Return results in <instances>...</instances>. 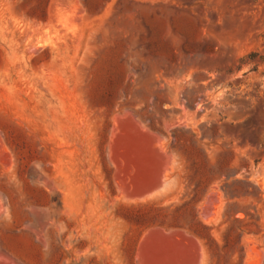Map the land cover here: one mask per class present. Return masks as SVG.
Returning <instances> with one entry per match:
<instances>
[{
	"label": "rangeland",
	"instance_id": "rangeland-1",
	"mask_svg": "<svg viewBox=\"0 0 264 264\" xmlns=\"http://www.w3.org/2000/svg\"><path fill=\"white\" fill-rule=\"evenodd\" d=\"M0 264H264V0H0Z\"/></svg>",
	"mask_w": 264,
	"mask_h": 264
}]
</instances>
